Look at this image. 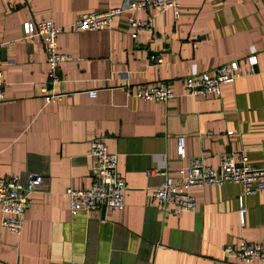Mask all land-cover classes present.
<instances>
[{
    "label": "crops",
    "instance_id": "crops-1",
    "mask_svg": "<svg viewBox=\"0 0 264 264\" xmlns=\"http://www.w3.org/2000/svg\"><path fill=\"white\" fill-rule=\"evenodd\" d=\"M121 1L0 0V177L23 183L28 173L42 176L27 194L20 234L0 229V264H262L240 263L221 247L264 243V191L242 197V224L235 184L190 189L195 210L165 215L151 198L163 176L147 171L174 179L192 159L216 168L220 155L238 152L264 168V0H180L177 19L170 10L136 12L135 19L150 20L152 34L135 39L126 13L109 30H69L79 15ZM48 19L60 29L56 47L68 60L51 88L59 98L44 103L45 56L33 30ZM233 61L238 77L217 96L185 94L184 78ZM158 82L172 93L164 103L121 90ZM93 139L117 157L123 206L70 214L63 192L92 184Z\"/></svg>",
    "mask_w": 264,
    "mask_h": 264
},
{
    "label": "built area",
    "instance_id": "built-area-1",
    "mask_svg": "<svg viewBox=\"0 0 264 264\" xmlns=\"http://www.w3.org/2000/svg\"><path fill=\"white\" fill-rule=\"evenodd\" d=\"M180 0H122L116 7L108 8L101 12L83 13L69 26L73 32H90L109 30L114 19L126 13V26L129 37L135 39L139 33H151L149 19H135L132 15L136 12L147 13L152 11L157 14L165 10L172 12L173 18L179 16ZM60 29L48 20H41L34 25L33 37L42 45L44 63L46 66L45 82L39 88V95L44 103L57 100L58 94L52 92V86L58 80L59 65L68 60V57L57 50L56 37ZM248 65H255V58H247ZM161 63L160 59L155 64ZM2 60L0 58V102L3 100ZM238 65L230 62L216 67L211 73L198 77H186L182 86L188 96L218 95L219 87L231 84L238 77ZM121 90L127 95L142 101H158L164 103L172 97L170 89L163 82L154 84H139L132 88L125 83ZM89 98L95 96V91L86 92ZM230 135L231 133H226ZM176 155L184 159L183 139H176ZM88 157L90 171L93 177L92 184L86 189L66 188L63 192L68 212H88L95 207H103L109 211H119L123 206L124 183L116 173L115 154L107 152L100 139H93L89 143ZM158 174L163 176L159 186L153 189L151 198L163 214L179 215L184 212H193L196 207L195 198L189 190L202 186H220L235 184L241 188V195L237 197L239 206V222L242 224L243 210L241 199L244 195H251L264 191V168H254L247 162L241 153L222 154L218 166L212 168L206 165L202 158L189 161L186 167L176 171L177 177L171 179L165 173L147 171V175ZM42 176L28 173L22 183L18 177L9 175L0 177V229L9 234L18 236L23 224V212L27 204V194L39 185ZM226 257L236 259L240 263H249L254 260L264 264V243L240 241L234 247H221Z\"/></svg>",
    "mask_w": 264,
    "mask_h": 264
}]
</instances>
